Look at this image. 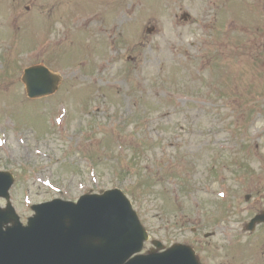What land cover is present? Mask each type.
<instances>
[{"label":"rangeland","instance_id":"1","mask_svg":"<svg viewBox=\"0 0 264 264\" xmlns=\"http://www.w3.org/2000/svg\"><path fill=\"white\" fill-rule=\"evenodd\" d=\"M219 6L213 22L209 0H0V170L23 222L118 187L164 244L264 264V225L240 234L264 209V0ZM38 63L62 82L29 101Z\"/></svg>","mask_w":264,"mask_h":264},{"label":"water","instance_id":"2","mask_svg":"<svg viewBox=\"0 0 264 264\" xmlns=\"http://www.w3.org/2000/svg\"><path fill=\"white\" fill-rule=\"evenodd\" d=\"M23 80L29 96L49 90L39 68L26 70ZM10 183L0 174V195ZM35 208L37 215L28 227L18 225L10 211H0V264H123L125 245L140 241L128 205L117 191L84 196L77 205L55 200ZM9 220L13 226L1 230ZM142 264L196 262L188 249L179 247L147 257Z\"/></svg>","mask_w":264,"mask_h":264}]
</instances>
